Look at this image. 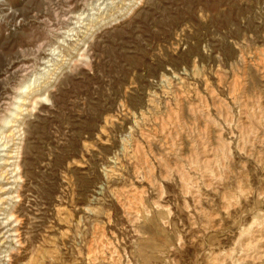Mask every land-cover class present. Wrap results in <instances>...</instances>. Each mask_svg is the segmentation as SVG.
<instances>
[{"label": "rangeland", "instance_id": "rangeland-1", "mask_svg": "<svg viewBox=\"0 0 264 264\" xmlns=\"http://www.w3.org/2000/svg\"><path fill=\"white\" fill-rule=\"evenodd\" d=\"M27 87L0 264H264V0H0V117Z\"/></svg>", "mask_w": 264, "mask_h": 264}, {"label": "bare ground", "instance_id": "bare-ground-1", "mask_svg": "<svg viewBox=\"0 0 264 264\" xmlns=\"http://www.w3.org/2000/svg\"><path fill=\"white\" fill-rule=\"evenodd\" d=\"M29 89L27 87L26 90H24L23 92H20L19 95L16 96V98H15V101H17L15 103L16 110H13L10 115L9 114H4V115H2L0 117L3 120V122H5V125L4 126H0V147H3L5 150L6 149H9L10 150L7 153L8 156L3 158L4 163L2 162L3 164H0V192L1 193L4 191V183H3V180L6 178V173L8 172L7 166L8 165H10V166L11 165H15L14 170L17 171V174H18V171L20 170V166L18 165L17 162H13V164H8V163H9L10 158H12L14 156H18L21 153V150H22L20 148L21 147L20 144L16 140L19 139L22 136L21 131L23 130V128H22V123L23 122L20 120V117H21V115H24V114H26L29 111V105H28V103L30 101L28 100V97L29 96L27 95V94H29V92H27V91H29ZM25 93H26L27 97L23 98V96H24L23 94H25ZM18 100L21 103H18ZM218 109H219V112H221L222 114L226 115V119H227L228 116H227V112L225 110L226 108H224L223 106H219ZM199 110L193 109L192 112L198 118H202V117L205 118L206 117V114L203 113L201 110H200L201 111L200 112ZM223 117H225V116H223ZM179 127H180V125H179ZM181 127H183V126H181ZM180 130H182V129L180 128ZM172 132L173 131L170 130V132H168V133L171 136L170 138H172V140H174V137H172L173 136ZM185 132L188 133V134H191L192 136H194V139L192 138L193 139V144L192 145H193V148H194L195 151H194V154H193L194 157L192 159L188 160L189 159L188 158V159H184V161H188V163H190V166H191L192 169L201 170V171L203 170L204 176H206L207 175V172L209 171L208 169L210 167H214V166L217 165V161L218 160L216 159V157L218 156V150L216 151L215 148L212 147V144H210L209 142L205 141V138L206 137L203 134L204 131H201V133H194V131L192 129L186 127L185 130L183 131V134ZM211 170H213V169H211ZM177 171H179V175L183 179L186 178V176L184 175V172H183L182 169H177ZM205 185H206V183H205ZM185 192L186 193H194L192 191V188L190 186H187ZM6 198L7 197H3V196L0 195V213H3L5 215V217L3 218V220L2 221L0 220V248L2 247L1 245H5L4 243H6L7 242V239L10 237V236H7V233L8 232H11V235L19 234V228H17L15 225H12L14 221L19 222V218L16 216L15 213H13V211L11 210V208H5V207H2L1 206L2 204H4L7 201ZM137 220H138V218H135L134 217V221H137ZM7 226H10V230H7V231L5 230L4 231V228L7 227ZM13 232H15V234H13ZM263 243H264V237H261V236H258L257 237L256 236L254 239H252L251 241H249L245 245L246 246H249L250 248L252 247V249H253V247L254 248H260ZM0 252H2V251H0ZM250 253H252V252H250ZM261 255H264V254H261ZM241 256H243V255H241ZM245 257H247V256H245ZM247 258H249V257H247ZM259 258L260 257H258V259Z\"/></svg>", "mask_w": 264, "mask_h": 264}]
</instances>
